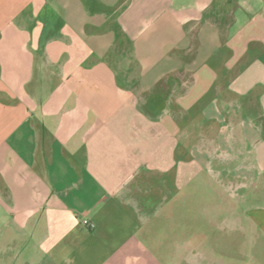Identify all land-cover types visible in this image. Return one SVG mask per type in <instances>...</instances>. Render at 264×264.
<instances>
[{
	"label": "crops",
	"instance_id": "0c3cea01",
	"mask_svg": "<svg viewBox=\"0 0 264 264\" xmlns=\"http://www.w3.org/2000/svg\"><path fill=\"white\" fill-rule=\"evenodd\" d=\"M50 1L44 24L0 32V264H264L186 238L155 254L162 202L201 172L231 193L233 229L264 237V0ZM199 81L222 111L202 164L176 139ZM154 90L175 130L132 109Z\"/></svg>",
	"mask_w": 264,
	"mask_h": 264
},
{
	"label": "rangeland",
	"instance_id": "374dc122",
	"mask_svg": "<svg viewBox=\"0 0 264 264\" xmlns=\"http://www.w3.org/2000/svg\"><path fill=\"white\" fill-rule=\"evenodd\" d=\"M50 2V0H0V32L10 30L5 28L9 23L14 25L18 31H29L30 27L23 26L28 19L37 21L38 24H44V12ZM54 13L55 11H50V17L53 18ZM0 48H2L1 45ZM56 81L57 78H50L51 84ZM156 93V90L146 93L147 101L140 99L137 94L139 99H135L136 102L131 101L132 109L142 115H155L154 118L164 124L166 128L170 127L175 130V124L169 123V117L160 116L161 108L158 103L161 100ZM211 95H214V92H209L206 84L199 81L194 89L188 90L187 95H184L185 97L183 96L179 101L184 105L181 107L184 111L181 112V109H178L180 113H178L176 123L178 158L179 153H182V157L192 158L201 164L207 159L208 156L200 150L201 131L205 128L207 117L221 115L222 112L218 110L216 103L210 104ZM190 104L193 108L190 107ZM208 176L207 172H201L197 174L190 186L183 191L177 190L187 197L178 198L172 204L162 202L164 217L158 219L159 243L162 246L159 251L156 250L155 254L161 255L164 259L167 258L168 249L174 240L176 239L177 243H182L186 238L187 241H192L194 246H199V252L205 257L225 261H233L235 258L251 262L264 261L263 250L239 251V248H252L255 246L254 243L264 246V237L254 240V236L239 234L233 229L232 208L235 202L231 193L224 192L222 194L221 188L219 189L215 184L208 182L205 184L204 179H208ZM168 212H173L175 215L173 226L169 218H166ZM171 227H175V234L172 233ZM197 231H203V233Z\"/></svg>",
	"mask_w": 264,
	"mask_h": 264
},
{
	"label": "built area",
	"instance_id": "2783aa9c",
	"mask_svg": "<svg viewBox=\"0 0 264 264\" xmlns=\"http://www.w3.org/2000/svg\"><path fill=\"white\" fill-rule=\"evenodd\" d=\"M87 223V222H86ZM91 225V227H93L94 226V224H90Z\"/></svg>",
	"mask_w": 264,
	"mask_h": 264
}]
</instances>
